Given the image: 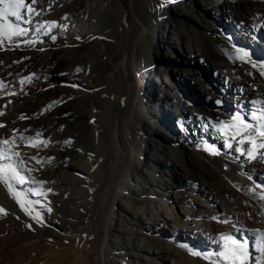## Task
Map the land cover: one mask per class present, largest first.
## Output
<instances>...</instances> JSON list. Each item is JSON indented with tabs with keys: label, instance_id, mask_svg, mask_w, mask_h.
I'll use <instances>...</instances> for the list:
<instances>
[{
	"label": "bare ground",
	"instance_id": "bare-ground-1",
	"mask_svg": "<svg viewBox=\"0 0 264 264\" xmlns=\"http://www.w3.org/2000/svg\"><path fill=\"white\" fill-rule=\"evenodd\" d=\"M67 1H49L48 4L51 6L43 5L46 8L37 10L39 14L31 17V24L21 25L28 31L34 29L37 34L38 46L33 43L32 52L29 53L32 54L30 64L34 69L38 67L40 61L43 64V55L37 48H52L57 51L53 55L51 53L48 62H45L50 74H57V78L54 76L52 80V85L48 89L37 85L34 89L37 96L30 106L12 107V98L6 94L13 92L17 86L7 83L5 73L0 68V95L4 96L0 98V112L4 113L0 115V123L5 125L0 128V141L11 142L9 145L0 143V157H7L0 159V163L13 164L26 177V182L22 185L10 181L14 189L20 192L21 202L28 208L27 212L21 207V211L17 210L23 213L28 221H33L37 225L35 230L40 233L44 230L45 222L41 220L42 212L39 208L40 206L43 209L51 208L54 201L51 193L59 191L65 193L73 188H79L80 191H85L95 198L96 201L90 203L94 220L73 233L76 236L74 241L78 255L76 264H110L107 257L111 248L109 242L111 227L117 233L116 245L119 251L121 249L118 247V234H122L123 238L131 236L137 239L135 245L125 244L124 251L128 256L126 263L119 261L116 264H179L174 250L162 251L155 229L161 233H164L165 229H171L174 235H163L170 238L174 244L179 243L178 233L183 232L181 235L184 237H193L197 236V231L201 229V236L210 245V251L205 253V256L213 257L212 254L218 247L216 226L219 227L218 224L226 219L230 220L228 207L233 197L228 196L230 185L228 180L233 179L245 188L251 182L247 179L248 174L245 171L248 168L252 172L262 174L260 178L264 180V149L260 150L261 154H257L259 151L256 149L252 150L255 157L253 159H249L245 154L246 162L243 167L237 165L239 155L242 154L241 147L219 153L217 161L214 162L215 165L222 167L223 171L219 170L223 172L225 179L218 187L204 179L202 171L210 174L207 165H200L199 168H202L200 171L190 169V165L187 166L181 161V158L185 157L183 152L174 151L173 147L151 155L143 163L142 168L137 148L144 141L146 145V141L152 136L153 128L158 122L156 117L158 108H174L173 116L177 126L184 124L182 121L196 113L198 109L189 101H182L178 95L174 96L171 93H177L178 85L174 79H170L169 74L176 75L180 80L195 81L196 79L192 77L193 69L184 65L182 61L167 62L156 67L157 61L154 62L153 57L163 55L165 49L171 58L180 54L192 60L198 58L201 63L211 68L213 74L220 80V87L226 85L229 89L218 97H215L216 91L208 89L204 84L199 85L200 90L208 98L215 97L218 102L223 98L233 99L235 105L237 102L239 107L245 106L246 109H249V105L253 107H257V104L264 105V96L260 92L264 93V75L258 72L264 70L261 68L264 63L253 57L244 47L237 45L223 48L221 54L199 55L197 51L195 52V44L190 40L191 37L177 36L180 21L168 17V4H163L164 8L158 11V2L153 0L149 2L150 11L158 13L160 18L157 31L150 32L141 20V15L136 12L134 0H129V3L125 0H100L98 14L107 19L115 18L116 21L115 28L104 31L97 24L102 19L93 17L94 13L96 14L94 9L96 0H92V7L87 11L86 8L82 11L81 6L75 8ZM217 11L223 17L230 12L229 18L238 21L240 26L246 20L254 25L256 30L261 25L264 26V5L247 9L248 17L242 16L244 10L241 7L229 3L222 4ZM40 25L43 27L38 32L36 29ZM136 27L139 28L138 31L135 30ZM52 36H55V40L51 38ZM253 38L255 37L252 35H246L243 39L251 41ZM113 47L117 48V52L112 51ZM262 47L264 48V45ZM66 49H71L72 54H68L69 57H61L59 51ZM237 49H240V52H237ZM86 51L90 53L89 57L81 54ZM245 52L247 56L243 55ZM76 53L80 54L78 59L75 58L78 56ZM253 64L256 67H253ZM61 72L67 73L66 76L61 75ZM154 73L157 74L155 80L159 85L158 101L152 96V89L150 87L146 89V85L148 86L154 79L152 76ZM59 78L71 81L73 85L62 87L57 82ZM164 85H167L169 90L163 92ZM79 91L82 92L81 95L77 94ZM255 110L260 111L258 108L254 110L251 108V111ZM35 112L45 114L46 120L33 122ZM262 113L264 111L256 115ZM253 114L251 112L247 119L251 123H257L252 118ZM201 117L208 119L203 115ZM200 121L202 120L199 119ZM203 122L204 126L211 123L207 120ZM65 124L67 127L61 136V127ZM28 126L37 129L39 136L28 133ZM25 129L28 130L27 133L22 131ZM68 138L73 140L74 146L63 158L60 149L69 144ZM29 139L41 148H46L42 153L46 158L45 163L43 156L27 163L24 150L21 152L19 147L26 144L25 146L31 149L33 146L29 145ZM92 145H98L99 149L93 151ZM15 153H19V156ZM151 164L169 166L170 169L165 171L167 177L161 181L152 179L149 176ZM122 165L124 167H121ZM208 165L212 170V176L219 178L220 173H216L218 171L213 168V164ZM189 179L193 180L191 187L181 190L186 188L184 180ZM0 189L4 192L5 198L12 200L8 205H11V208L16 207V199L3 183H0ZM252 190L258 191L259 197L264 196L263 184L257 188L253 186ZM140 198L147 202L146 207L138 203ZM202 198L210 201L212 207L207 206L210 209H204L200 202ZM261 200V207L255 209L253 206L251 211L257 218L264 219V199ZM28 201L37 203L29 204ZM133 202L138 203V207L134 208ZM194 203L197 206L194 210H189ZM246 204L249 207L250 204L248 202ZM116 207L121 208L119 220L115 218ZM37 213L40 222L33 218ZM240 217L242 219V216ZM231 232L230 235L238 240V234H241L239 229L233 228ZM241 236V240H245L247 244L251 259L249 264H255L256 260L262 259L258 250L261 245L255 243V247L250 249L249 241L243 238V234ZM120 242L124 246V242ZM35 246L36 243H26L20 251L25 249L32 252ZM29 263L38 264V261L28 256L5 264Z\"/></svg>",
	"mask_w": 264,
	"mask_h": 264
},
{
	"label": "rangeland",
	"instance_id": "rangeland-1",
	"mask_svg": "<svg viewBox=\"0 0 264 264\" xmlns=\"http://www.w3.org/2000/svg\"><path fill=\"white\" fill-rule=\"evenodd\" d=\"M49 1L51 2V0H36V3L32 5V7L40 11L43 8L51 6L48 4L50 3ZM125 1L126 3H129V0ZM150 1L151 0H134V4L136 12L141 15V20L143 21L147 29L150 32H155L157 31V28L160 24V18L158 13H154V11L152 10L150 11ZM153 1L158 2V11L164 8L162 6L163 4H168V17L172 19L174 18V20L179 19L180 21V25L177 29V36H179L180 38L191 37L190 40L195 44V52L197 51L196 53H198L199 55L203 56L214 53L221 54V50L223 48H231L232 46L237 45L244 47V49L248 53H250L253 57L261 60V62L264 63V48L262 47V45H264V26L261 25L256 30L254 25H252L247 20L243 22L240 26L238 21L229 18V14L231 15L230 12L226 13L228 16L226 15V17H223L219 15L217 11L221 8L222 4L229 3L231 5H235L236 7H241L244 10V14H242V16L248 17L249 13L247 12V9H251L259 5H264V0ZM169 1H174V3H169ZM75 2L76 3H74V0L67 1L68 4H71V6H74L75 8L81 6L82 11H85V8L87 11L90 7H92V0H75ZM78 2L80 3V5ZM28 3H30V0H26V4ZM94 3L97 4L94 5L96 14L94 13L93 17L96 19L97 17H100L102 19L101 20L99 18L101 22L97 23L99 28L103 29L104 31L115 28V18L107 19L101 14H98V11L100 10L98 4H100V0H96L94 1ZM43 5H46V7H44ZM0 7L3 6L0 5ZM9 19L14 20V18ZM0 23H3V21H0ZM135 30L138 31L139 28L136 27ZM30 31H28L27 35L25 36L13 37L12 42H9L6 38L0 36V40H3V43L0 44V68L2 69L3 73H5V79L7 80V83H13L19 89L18 90L16 88L13 92L6 94L7 96L9 95V98H12V107L22 108L30 106V104L35 100V97L37 96V94L34 93V89L37 87V85L41 88L48 89L52 85V80H54V76L55 78H57V74H50L48 68L45 65V62H48L50 54L52 53L51 55H53L57 52L55 49L52 50V48L45 47L37 48L39 50V53L44 56L43 58V56L41 55L43 64L42 61H40L38 67L35 69L31 66L30 56L32 54L30 55L29 53L32 52L31 46L33 45V43H29L28 41L34 40V44H36L37 34L36 32H34V29ZM246 35H252L255 38H253V40L251 41H247L243 39ZM36 46L38 45L36 44ZM112 51L117 52V48L113 47ZM68 54H72L71 49L59 51V55L61 57H69ZM81 54L87 57H89L90 55L88 51L83 52ZM75 55L78 54L76 53ZM79 56L80 54L75 58L78 59ZM169 56L170 53H166L165 49L163 55L154 56V62L157 61L156 67L163 66V64H166L167 62L173 63L182 61L184 65H188L189 67H191V69H193L192 77L196 79L195 81H191V79L184 81L180 80L176 75L172 76L171 74H169L170 79H174L178 85L177 93H173L171 91L169 92H171L174 96L178 95V97L181 98L182 101H189L193 106L197 107L198 109L196 113H192L189 117H187V119L182 121L184 122V124L177 126V123L175 122V118L173 116L174 108H158V113L156 114L158 122L153 128L154 131L152 136L148 138V140L146 141V145L144 141L142 144H140V146L138 145L137 148L138 158H140L141 161V167L151 155L164 152L165 149L173 147L175 149L174 151L180 150L183 152L185 157L184 159L181 158V161L187 166L190 165V169L200 171L202 169L199 168L200 165H207V171L210 172V174L205 173L206 171H202L204 179L212 182L215 187H218L220 186L221 181L225 179H223L224 174L222 172V167L218 164H216V166L214 162L217 161L219 153H226L227 151H230L234 148L241 147L242 154L239 155V159L237 161V165L240 167H243V164H245L246 162L245 154H247L248 150L256 149L257 151H259L257 154H261L260 150L262 149L251 148L253 147V145L247 142L246 140L248 134L243 133V124H241L240 121L234 118L239 116L240 120L244 121L245 123H251V121L247 119V116L251 112L255 114L261 113L262 111H264V105L259 106V104H257V107L249 105V109H246L245 106L239 107L237 102L235 105V100L233 99L223 98L220 99V102H218L217 98L215 97H218L220 94L224 93L229 89L226 85L223 88L220 87V80L215 74H213L211 68L201 63L198 58L192 60V58L189 59L186 56H182L181 54L178 56L174 55L172 58ZM75 58L73 57V59ZM188 60L192 61L188 62ZM71 67L73 68L74 66ZM44 69L47 71L45 72ZM40 72L43 73L41 74ZM65 74L67 73L61 72V75ZM152 76L154 79L150 81L148 86L146 85V89L150 87L153 91L152 96L158 101L160 100V95H158L159 85L157 84V80H155L157 74L154 73L152 74ZM21 81H23V83H21ZM57 82H59V85L62 87H69L73 85L71 81L69 82L61 80L60 78ZM200 84H204L205 86H208V89L216 91L217 96H215L214 98H208L205 93L200 90ZM257 89L259 90V88ZM166 90H169V87H167V85H164L163 92ZM260 92L262 96H264L263 91ZM81 93L82 92L79 91L77 94L81 95ZM0 96V98H4V96ZM251 108L253 110L258 108V110L260 111H251ZM34 114V117H32L34 118L33 122L46 120L45 114H38L37 112H35ZM201 115L208 119H204L203 117H201ZM211 118L213 121L211 120ZM199 119H201L202 121L199 122ZM203 120H207L211 123H209L208 126H204ZM251 124L256 125V123L254 122H252ZM66 127V124L63 125V127H61L62 133L58 134L63 136ZM27 129H25V131H22L24 133H27L28 131V133L33 135L37 134V129L34 130L32 128V130L30 126H28ZM238 131L243 134L238 135ZM68 141H71V143H69L68 145H64L60 149L63 158L66 157V153L71 151L73 149L72 147L74 146L72 145L74 142L71 138H68ZM260 142L261 141L258 139L257 144H259ZM229 144H231V147H228ZM25 145H22L19 148L21 152L24 150V158L25 160H27V163L29 162V160L33 161L35 158H39L41 156H43L44 158V154L42 153L46 151V148H41L40 146H33L30 149L28 148V146ZM98 149V145H92L93 151H97ZM186 149H188V151H185ZM45 159L46 158H44L43 160L44 163ZM92 161L94 162V160ZM211 163L213 164V168L218 171L216 173H220L218 175L219 178H215L212 176V170L208 165ZM121 167H124V165H122ZM168 169H170L169 166H164V164L160 166H157L156 164H151V171L149 176L154 180L161 181L164 177H167L165 171H167ZM219 169H221L222 171ZM245 171L249 176H247V179H250L249 181H251L250 184L245 186V188L233 179L228 180L230 182L228 196H230V198L233 197V200L229 201L230 205L228 207L230 220L226 219L225 221H222L220 224H218L219 227L216 226L215 233L218 235V247L214 250L212 255L223 250V245L226 242L221 240V237L230 235L232 233L231 229L233 228H238L239 232L244 235L243 238H246L249 241L248 245L250 244V249L252 247H255V243L261 245V234L264 233V219H259L254 216L252 213L253 210L251 208H253V206L255 207V209L259 206L261 207L262 200L259 199L261 197L258 196V191L255 192V190H252V187L254 186L257 188L261 184L264 185V180L260 178L262 177V174H259V172H252L250 171V168ZM183 184L186 185V188H181V190H187L191 187V184H193V180H184ZM142 187H145V183L142 184ZM51 195L53 197L51 198L54 201H52L51 203L50 211L47 208L43 209L41 208V206L40 208L38 207L42 212L41 220H44L45 222L44 230L39 233L35 230V228H37V225L33 221H28L29 219L26 218L23 213H19L22 210L20 209V203L15 200L16 207L11 208V205L8 204L9 201L12 200L5 198L4 192L0 189V207L4 208L5 210L4 213H0V259H2L0 264H5L8 261H14L18 258H25L28 256L35 258L36 261H38V264L77 263L78 255L76 253V236L73 233L79 227L86 225L91 220H94V215L90 209V203L91 201H96V199L92 196H89L87 192L82 190L80 191L79 188H73L65 193L59 191L58 193H51L50 196ZM200 202L203 204L204 209L206 210L210 209L207 208V206L212 207L210 201H207V199L205 198H202ZM246 202L250 204L249 207H247L248 205L246 204ZM138 203L144 205L145 207L147 206V202H145V200H142L141 198L139 199ZM138 203L133 202V207H138ZM195 206L197 205L194 203V205L189 207V210H194ZM13 209H16V211L14 212ZM17 209H19L20 211ZM233 216H235V218ZM240 216H242L243 220ZM239 217L240 219H238ZM115 218L117 220L121 219V208L119 207H116ZM129 227L131 228V226ZM111 229L112 232H110L109 239L111 248H109L107 257L110 261L109 263L116 264L119 261L126 263L128 256L127 252L124 251L125 244L130 243L135 245L137 239L131 236L123 238L122 234H118V247H120L121 249V251H119L116 245L117 233L113 231V227H111L110 230ZM201 231L202 230L199 229L197 231L198 235L193 237H184L181 235L183 232L178 233V244L172 243L170 241V238H167L165 235H163H174L175 233L172 234L171 229L163 230L164 233H161V231L159 232V230L155 229V234L158 238V241L160 242V247L162 248V251L166 252L170 249L174 250L176 252V260L179 264H214V261L216 259L215 255L213 257H209V259L204 258L205 253H208L210 251V245L203 239V236H201ZM241 234H238V240H240V242H245V240H241ZM120 241L124 242V246L121 244ZM26 243H36V246L34 247L35 250L33 249L32 252H28L23 249L21 252V247ZM188 248L199 251L202 255L193 256L187 250ZM250 261L251 259H249V262Z\"/></svg>",
	"mask_w": 264,
	"mask_h": 264
},
{
	"label": "snow or ice",
	"instance_id": "snow-or-ice-1",
	"mask_svg": "<svg viewBox=\"0 0 264 264\" xmlns=\"http://www.w3.org/2000/svg\"><path fill=\"white\" fill-rule=\"evenodd\" d=\"M35 3L36 0H30V3L28 4H26V0H0V5L3 6L0 7V21H3V23H0V36L6 38L9 42H12L13 37L27 35L28 29L22 27L21 25L31 24V17L33 15L39 14L37 10L32 7V5ZM9 18H14V20H10ZM42 27L43 25L38 26L36 31L39 32L40 28ZM51 38L55 40V36H52ZM28 42L34 43V41ZM2 43L3 40H0V44ZM236 51L240 52V49H237ZM243 55L247 56L248 54L245 52ZM253 67H256V65L253 64ZM261 68L264 69V65H261ZM261 75H264V70L261 71ZM21 83H23V81H21ZM3 114V112H0V115ZM21 118L24 119V117ZM252 118L257 121L256 125L245 123L244 121L240 120L239 116L235 117L234 119L240 121V123L243 124V133L248 134L246 137L247 142L251 143L254 148L264 149V113L259 116L254 113ZM2 127H5V125L0 123V128ZM243 133L240 131L237 132L238 135ZM37 136H39V134H37ZM258 139L261 141L259 144H257ZM0 143L9 145L11 142L9 140H3L0 141ZM68 143H71V141H68ZM29 145L34 147L39 146L32 139H29ZM228 147H231V144H229ZM15 155L19 156V153H15ZM247 156L249 159L255 158L252 150L247 151ZM0 159H7V157H0ZM20 167H23L22 162ZM10 181H16L17 184L22 185L26 182V177L23 176L17 167L13 166V164L0 163V183H3L5 187H7L8 191L12 193L17 202L20 203L21 208L27 212L28 208H26L25 204L21 202L20 192L14 189ZM261 199H264V196H262ZM28 203L32 204L37 202L28 201ZM50 210L51 209H49V211ZM4 212L5 210L0 207V213ZM33 218L37 219V222H40L38 213L37 216ZM221 240L225 241L226 243L223 245L222 251L214 254L216 257L214 264H249V252L245 242H240L231 235L222 236ZM187 250L193 256L202 255L199 251L193 250L191 248H188ZM258 250L261 253L262 259L256 260L255 264H264V233L261 234V246L258 248ZM204 258L209 259L208 256H205Z\"/></svg>",
	"mask_w": 264,
	"mask_h": 264
}]
</instances>
